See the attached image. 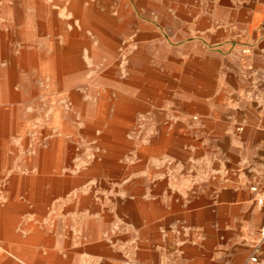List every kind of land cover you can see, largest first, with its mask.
<instances>
[{"label": "crops", "instance_id": "obj_1", "mask_svg": "<svg viewBox=\"0 0 264 264\" xmlns=\"http://www.w3.org/2000/svg\"><path fill=\"white\" fill-rule=\"evenodd\" d=\"M151 2L126 60L71 44L96 88L5 183L0 264H264V0Z\"/></svg>", "mask_w": 264, "mask_h": 264}, {"label": "rangeland", "instance_id": "obj_2", "mask_svg": "<svg viewBox=\"0 0 264 264\" xmlns=\"http://www.w3.org/2000/svg\"><path fill=\"white\" fill-rule=\"evenodd\" d=\"M149 5L158 11L151 0H0V194L16 164L30 174L27 160L46 146L49 114L54 103L68 107L70 84L96 88V69L87 76L65 69L71 44L94 63L102 53L124 61L138 22L158 16L145 12ZM21 51L31 59L18 60Z\"/></svg>", "mask_w": 264, "mask_h": 264}, {"label": "built area", "instance_id": "obj_3", "mask_svg": "<svg viewBox=\"0 0 264 264\" xmlns=\"http://www.w3.org/2000/svg\"><path fill=\"white\" fill-rule=\"evenodd\" d=\"M245 54H248L249 51L248 50H245L244 51ZM253 191L257 192V188H252ZM258 204L260 205H264V196H261L258 200H257ZM260 236L261 238L264 240V226L261 228V231H260ZM259 247L256 248V250L254 251V254L253 256L251 257L250 261L251 262H257L258 261V253H259Z\"/></svg>", "mask_w": 264, "mask_h": 264}]
</instances>
